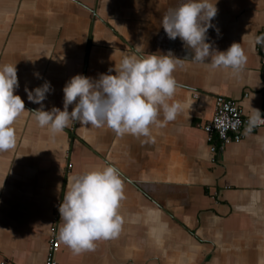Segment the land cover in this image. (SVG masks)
I'll return each mask as SVG.
<instances>
[{"label":"crops","instance_id":"1","mask_svg":"<svg viewBox=\"0 0 264 264\" xmlns=\"http://www.w3.org/2000/svg\"><path fill=\"white\" fill-rule=\"evenodd\" d=\"M184 2L0 0V67L16 63L14 94L26 110L14 124L16 149L0 152V259L45 264L50 228L58 238L63 224L58 209L68 178L111 165L126 196L119 236L78 255L58 239L55 264H264V126L225 145L215 161L202 128L216 96L264 118L257 42L264 37V0H216L206 42L219 52L240 44L247 62L237 75L191 61L194 53L167 37L162 17ZM169 52L184 60L173 73V100L183 109L165 127L152 126L154 143L79 122L52 136L31 113L41 105L25 89L49 82L43 110H63V88L73 76L95 81L115 75L125 56Z\"/></svg>","mask_w":264,"mask_h":264},{"label":"clouds","instance_id":"2","mask_svg":"<svg viewBox=\"0 0 264 264\" xmlns=\"http://www.w3.org/2000/svg\"><path fill=\"white\" fill-rule=\"evenodd\" d=\"M215 5L216 0L215 3L185 0L163 15L161 26L170 40L179 38L194 53L191 61L207 64L212 70L230 69L237 75L247 62L240 44L233 43L226 51L219 52L206 42L209 28L214 27L211 21L218 13ZM216 31L219 33V29ZM257 42L264 43V37H258ZM209 57L210 62H206ZM183 61L171 52L160 56L150 54L146 58L125 56L115 75H102L95 81L75 75L63 88V110L56 107L43 110L42 102L52 90L49 82L25 91L30 102L41 105L31 112L37 125L47 128L52 136L64 132L70 123L79 122L94 128L106 126L121 137H146L145 142L154 143L152 126L165 127L183 109L179 101L173 100L177 91L173 73ZM35 75L39 78L38 73ZM18 87L16 63L0 67V152L17 147L14 124L26 111L24 101L14 94ZM70 105L73 106L71 111ZM253 110L248 131L264 123L260 110ZM161 111L163 121L158 119ZM67 186L58 209L63 221L59 241L78 255L94 251L98 241L117 238L124 224L120 208L126 199L119 171L108 165L102 170L68 178Z\"/></svg>","mask_w":264,"mask_h":264},{"label":"built area","instance_id":"3","mask_svg":"<svg viewBox=\"0 0 264 264\" xmlns=\"http://www.w3.org/2000/svg\"><path fill=\"white\" fill-rule=\"evenodd\" d=\"M259 49L264 71V43H260ZM251 117L244 113L241 105L237 101L224 96H216L213 115L210 120L202 125L206 134L208 149L213 155L212 161L216 160V156L223 151L225 145L231 142H239L246 134L264 126V123H259L252 126L251 131H248ZM49 243L45 264H55L54 253L59 243L57 228L55 226H51L50 228ZM0 264L13 263L5 259H0Z\"/></svg>","mask_w":264,"mask_h":264}]
</instances>
